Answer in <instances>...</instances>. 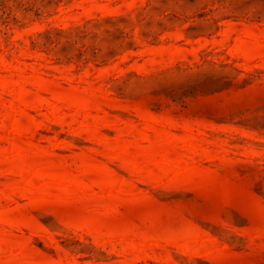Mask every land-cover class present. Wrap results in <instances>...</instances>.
Here are the masks:
<instances>
[{
	"label": "rangeland",
	"instance_id": "374dc122",
	"mask_svg": "<svg viewBox=\"0 0 264 264\" xmlns=\"http://www.w3.org/2000/svg\"><path fill=\"white\" fill-rule=\"evenodd\" d=\"M0 264H264V0H0Z\"/></svg>",
	"mask_w": 264,
	"mask_h": 264
}]
</instances>
